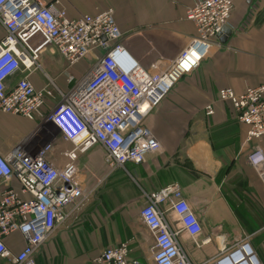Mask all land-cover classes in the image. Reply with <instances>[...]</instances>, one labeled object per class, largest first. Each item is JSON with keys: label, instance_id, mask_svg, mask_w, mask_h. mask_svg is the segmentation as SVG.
Masks as SVG:
<instances>
[{"label": "built area", "instance_id": "built-area-1", "mask_svg": "<svg viewBox=\"0 0 264 264\" xmlns=\"http://www.w3.org/2000/svg\"><path fill=\"white\" fill-rule=\"evenodd\" d=\"M234 0H198L188 8L186 18L197 33L175 55L157 52L148 46L144 56L133 49L130 35L121 31L115 11L71 18L59 2L41 0H0V23L6 35L0 40V110L39 121V131L47 127L44 143L34 151L24 144L0 155V187L13 180L19 192L8 188L0 193V259L10 264H37L36 255L59 226L81 210L105 178L129 162L143 163L162 149V144L145 118L186 75L196 70L213 47L222 46L223 28L230 24ZM54 47L69 67L103 51L82 76L69 75L66 91L54 84L37 90L30 73L45 71L41 52ZM21 74L14 86L7 81ZM222 102H229L239 121L248 125L247 141L264 137V85L249 86L237 94L225 87L218 91ZM207 114L214 113L211 104ZM52 123L54 133L48 130ZM56 130V131H55ZM44 133V132H43ZM72 147L61 155V163L51 157L59 141ZM98 152L108 167L98 175L87 157ZM249 161L264 180V153L255 148ZM146 204L140 216L154 237L155 264H196L187 254L181 233L201 247L202 223L177 184L145 193ZM168 205V208H165ZM172 211L178 227L167 215ZM19 232L25 244L13 252L6 239ZM251 249V254L246 249ZM129 245L108 246L94 264H129ZM137 264V262H134ZM200 264H263L248 241L220 251L217 257Z\"/></svg>", "mask_w": 264, "mask_h": 264}, {"label": "crops", "instance_id": "crops-1", "mask_svg": "<svg viewBox=\"0 0 264 264\" xmlns=\"http://www.w3.org/2000/svg\"><path fill=\"white\" fill-rule=\"evenodd\" d=\"M58 1L71 18L95 15L108 8L115 11L121 31L130 35L134 51L144 56L148 46L169 56L175 55L196 35L194 22L186 18L188 8L198 0H41ZM231 34L222 46L211 53L191 74L184 76L145 118L144 124L162 144L159 152L143 163L129 162L126 168L111 172L86 205L72 214L43 244L36 255L37 264H94V259L108 246L128 243L129 264H155L152 254L154 237L140 212L146 204L145 193L177 184L202 223L201 247L181 233L191 260L200 264L211 260L221 250L248 241L264 264V180L249 161V153L260 148L264 137L247 141L248 125L239 121L229 102L218 98L220 88L241 94L249 86L264 85V0H234ZM6 29L0 23V40ZM103 51H94L89 59L69 67L52 47L40 54L42 71L30 73L37 90L50 85L66 91L69 75L82 76ZM21 74L7 81L14 86ZM211 104L214 113L207 114ZM45 133L39 121L0 110V155L9 154L24 144L29 148L44 143ZM72 147L59 141L51 157L65 163L61 155ZM98 175L108 167L98 152L87 157ZM8 188L22 194L17 180L10 187L1 184L0 193ZM168 208V205H165ZM178 227L172 211L167 212ZM257 237L255 244L251 237ZM13 252H19L25 238L16 232L6 239ZM0 264H10L0 259Z\"/></svg>", "mask_w": 264, "mask_h": 264}, {"label": "rangeland", "instance_id": "rangeland-1", "mask_svg": "<svg viewBox=\"0 0 264 264\" xmlns=\"http://www.w3.org/2000/svg\"><path fill=\"white\" fill-rule=\"evenodd\" d=\"M79 67H82V69L83 68H85V67H89V66H79ZM48 125V130L50 131V133L51 134H53L54 133V128H53V125H52V123H50V124H47ZM46 130H47V127L45 126V127H43L42 129H41V134H43V132L45 133L46 132ZM56 131V130H55ZM256 239H257V237H251L250 238V242H252V244L254 245L255 244V241H256ZM255 246V245H254ZM253 246V248L255 249V247Z\"/></svg>", "mask_w": 264, "mask_h": 264}, {"label": "water", "instance_id": "water-1", "mask_svg": "<svg viewBox=\"0 0 264 264\" xmlns=\"http://www.w3.org/2000/svg\"><path fill=\"white\" fill-rule=\"evenodd\" d=\"M231 28L229 27V26H225L224 28H223V31H222V34H221V37H220V40L222 41V42H225V37L224 36H222L223 34H226V35H230L231 34Z\"/></svg>", "mask_w": 264, "mask_h": 264}, {"label": "bare ground", "instance_id": "bare-ground-1", "mask_svg": "<svg viewBox=\"0 0 264 264\" xmlns=\"http://www.w3.org/2000/svg\"><path fill=\"white\" fill-rule=\"evenodd\" d=\"M40 145H41V144H40ZM34 148H35V147H33V148L31 149V148H29V147L26 146V150H28V151H34V150H33ZM246 251H247L248 253L251 254V249H250V248L246 249Z\"/></svg>", "mask_w": 264, "mask_h": 264}]
</instances>
